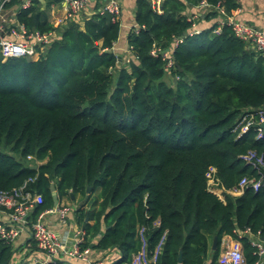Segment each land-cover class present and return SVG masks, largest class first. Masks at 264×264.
Returning <instances> with one entry per match:
<instances>
[{
	"label": "trees",
	"instance_id": "obj_1",
	"mask_svg": "<svg viewBox=\"0 0 264 264\" xmlns=\"http://www.w3.org/2000/svg\"><path fill=\"white\" fill-rule=\"evenodd\" d=\"M200 1L164 0L156 14L147 0H136L128 63L112 52L121 28L106 13L69 23L36 61H0V191L32 179L27 190L42 196L33 219L53 206L51 184L57 200L79 194L90 202L75 211L80 248L103 227L94 247L117 250L114 264L141 250L140 229L147 255L164 237L157 264H178L179 252L181 264H216L224 236L237 239L233 231L245 228L264 233V183L222 202L205 180L209 167L225 189L259 177L241 156L255 151L264 159V129L256 138V117L244 132L237 125L245 110L264 109V58L226 27L188 35L184 11ZM206 1L221 2L228 13L237 8L234 0ZM17 20L52 30L37 2ZM182 36L172 52L179 80L168 86L163 61L149 51L154 43L170 48ZM239 240L245 264H254L248 239ZM13 254L0 240V264H12Z\"/></svg>",
	"mask_w": 264,
	"mask_h": 264
},
{
	"label": "built area",
	"instance_id": "obj_2",
	"mask_svg": "<svg viewBox=\"0 0 264 264\" xmlns=\"http://www.w3.org/2000/svg\"><path fill=\"white\" fill-rule=\"evenodd\" d=\"M52 2L54 3L50 6V13L52 15L54 14V10L57 9L55 3H59L60 6L56 13L61 9V14L55 15L51 22H48L52 26L51 31L41 32L37 29H29L17 20V14L20 11L29 9L33 5L34 0H0L1 62L11 58H25L36 61L43 56L49 45L59 38L60 31L63 28L72 22L80 24V17L82 15L88 18L86 15L90 17L93 14L106 13L110 15L111 22L119 21L120 28L123 27L120 20L122 12L120 0H52ZM147 2L154 13H162L164 0H147ZM92 3H95V5ZM196 7L205 16L209 12L215 13L218 20L209 25V27L200 29L196 21L200 16L185 14L187 21L190 22V27L187 32L188 35L199 34L202 30H210L211 33L218 34L223 27H226L244 45L246 50L264 58V30L237 19V9L228 13L221 2L212 6L206 0H201ZM132 28L135 31L138 30L135 23L129 27V30ZM182 38L183 36L174 38L171 47L166 49H162L157 43H154L149 51L152 57L161 58L163 68L167 75H171L175 69L172 52L182 41ZM127 52L130 54L129 48H127ZM129 57L127 56L123 59L124 63L129 62ZM173 76L175 79H178L177 75ZM254 117L258 119L257 126L259 127L256 129V138H258L263 130L264 109L254 111L245 110L237 127H239L240 132H244L253 124ZM32 159L31 156H27L25 161L29 162ZM241 159L252 170L256 171V174L259 176L258 178L243 177L235 186L230 189H225L216 176L214 167H209L205 173L206 190L214 194L222 202L225 201L226 195L238 197L246 189H251L255 192L264 183V159L262 155L257 154L255 151H248L245 155L241 156ZM31 181L32 179H29L21 187L10 191H0V211L6 212L9 219L8 223L0 222V240L6 245L13 247L21 234L27 229L35 250L38 253L30 261H19L17 263L50 264L57 260L69 263L71 259H77L84 264H102L100 261L90 260L87 257V248L84 250L80 248L83 242V231L79 227L74 231V240L69 246L65 244L64 239L48 228L45 217L50 214H55L62 225L69 223V214L73 213L69 206L55 204L49 209L41 210L34 219L32 218L31 212L36 206L42 203V196L36 192L27 190V183ZM233 232L237 239L227 236L231 239L225 243V247L219 253L216 264H245L242 244L239 240L242 237H246L248 243L253 248L252 254L257 258L254 264H264V233L254 235L250 233L248 228L244 230L236 229ZM138 234L142 243L141 250L134 254L128 262H122L120 264H157L164 237L161 238L151 255H147L143 239V229H140ZM17 263L12 258V264Z\"/></svg>",
	"mask_w": 264,
	"mask_h": 264
},
{
	"label": "crops",
	"instance_id": "obj_3",
	"mask_svg": "<svg viewBox=\"0 0 264 264\" xmlns=\"http://www.w3.org/2000/svg\"><path fill=\"white\" fill-rule=\"evenodd\" d=\"M135 1L136 0H120L121 6H122V12H121V23L123 27H121L120 35L118 37V40L114 43L112 47V52L116 54L117 56H120L122 60L129 57L130 54L127 52V43H126V35L129 31V27L134 23L133 17H134V11H135ZM34 2H37V9L42 12V17L47 21L51 22V20L54 18L55 15L61 14V9L58 10V13H56L57 9L59 8L60 4L55 3L57 5V9L54 10V14L52 15L51 12V4L54 3L52 0H34ZM234 3L237 6L238 14L237 19L248 23L250 25H253L254 27L258 29L264 30V0H234ZM34 4V3H33ZM95 5V3H92ZM197 6V5H196ZM196 6H188L184 13L186 15L194 14L197 16H200L198 18L197 23L198 27L206 26L209 27L212 23L218 20L216 15L212 17L210 20H207L205 17L210 14V12L205 16L201 13V10L198 9ZM255 54V53H254ZM259 56V55H258ZM167 75V74H166ZM168 76V75H167ZM98 193V189L95 190V192L91 195L89 198V201L93 200V197H95ZM84 199H81L79 194H72L70 192L67 193L66 196H63L60 200H58L59 205H67L69 206L73 213L69 214V223L66 225H62L55 214H50L45 217V222L48 226V228L56 233L59 237L64 239V242L67 246H69L73 240H74V231L76 228H78L76 221H75V211L74 209H77L76 207L81 205H86V207L89 206L90 202L86 204L84 202ZM55 204L53 203V206ZM74 207V208H73ZM8 216L6 212L0 211V222L1 223H8ZM105 231V228H101V231L99 235L91 242V244L88 246L87 250V257L90 260L94 261H100L102 264H114L119 258V252L117 250H108V251H102L98 250L94 247L95 242L99 237L102 236L103 232ZM230 237H223L222 242L220 244V252L223 251L225 247V243L229 241ZM22 245V252H24L23 258L25 261H30L31 258H35L36 255H38L37 251L35 250V247H33V242L30 239L29 232L27 229H25V232L21 234L19 239L15 242V245ZM14 251V249H13ZM14 260L19 259L17 254H13ZM19 261H15L17 263ZM70 264H84L82 261L77 259H71L69 261ZM204 264H209V261H205Z\"/></svg>",
	"mask_w": 264,
	"mask_h": 264
},
{
	"label": "rangeland",
	"instance_id": "obj_4",
	"mask_svg": "<svg viewBox=\"0 0 264 264\" xmlns=\"http://www.w3.org/2000/svg\"><path fill=\"white\" fill-rule=\"evenodd\" d=\"M84 15H86L85 13H84ZM86 17H89L88 15H86ZM83 19H85V16H81L80 17V22H82L83 21ZM197 25H198V23H197ZM199 28L200 29H205L206 28V26H199ZM179 80V77H178V79H175V77L171 74V75H166V77H165V81H166V84L168 85V86H173L174 87V85L177 83V81ZM78 207V206H77ZM76 207V208H77ZM74 208V207H73ZM22 245H14L13 246V249H14V251H15V254H17L18 255V257L20 256V258L19 259H16L15 261H25V259L23 258V256H26V255H24V252H22ZM25 262H27V261H25ZM17 264H19V263H17Z\"/></svg>",
	"mask_w": 264,
	"mask_h": 264
},
{
	"label": "water",
	"instance_id": "obj_5",
	"mask_svg": "<svg viewBox=\"0 0 264 264\" xmlns=\"http://www.w3.org/2000/svg\"><path fill=\"white\" fill-rule=\"evenodd\" d=\"M117 58H118V63H120V61H121V57L118 56ZM175 68H176L178 71H181L180 67H179L176 63H175ZM262 128L264 129V124H262ZM29 168L35 170V169H37V166H36V165H31ZM50 191H51V197H52L53 203H54V204H57V202H58V201H57V196H56V192H55V189H54V187H53L52 184L50 185ZM89 191H90V187H88V188L86 189V192H87V193H89ZM216 242H217V239H216V237H214V238H213V241H212V245H211V250H214V249H215V247H216ZM181 261H182V256H181V253L179 252V255H178V258H177V262H178V264H181Z\"/></svg>",
	"mask_w": 264,
	"mask_h": 264
}]
</instances>
